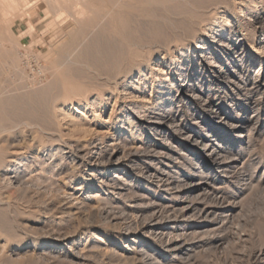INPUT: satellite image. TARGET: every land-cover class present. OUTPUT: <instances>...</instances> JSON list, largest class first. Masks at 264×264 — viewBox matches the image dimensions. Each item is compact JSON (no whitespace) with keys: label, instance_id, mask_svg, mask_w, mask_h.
<instances>
[{"label":"rangeland","instance_id":"1","mask_svg":"<svg viewBox=\"0 0 264 264\" xmlns=\"http://www.w3.org/2000/svg\"><path fill=\"white\" fill-rule=\"evenodd\" d=\"M205 1L0 0V264H264V0ZM103 33L123 44L109 81L91 59ZM182 79L198 98L179 102ZM178 108L199 142L141 129ZM211 138L231 176L203 149ZM155 142L162 159L111 165ZM151 162L175 187L143 179ZM202 179L208 192L186 187ZM191 202L222 208L203 227L148 226Z\"/></svg>","mask_w":264,"mask_h":264},{"label":"bare ground","instance_id":"2","mask_svg":"<svg viewBox=\"0 0 264 264\" xmlns=\"http://www.w3.org/2000/svg\"><path fill=\"white\" fill-rule=\"evenodd\" d=\"M208 2V0H206ZM205 1V2H206ZM203 2V1H201ZM210 2V1H209ZM223 0L222 1H219L218 0V4L220 3V5H223ZM216 3V2H215ZM226 3V2H224ZM213 4V3H212ZM210 4V5H212ZM217 4V3H216ZM217 4V5H218ZM207 6H210L206 3ZM174 6V5H173ZM214 7V6H213ZM206 10V8H205ZM182 12V11H181ZM210 13V12H209ZM207 14V13H206ZM83 16V15H82ZM133 19V18H132ZM146 20V19H145ZM124 22V21H123ZM145 22V21H144ZM143 22V23H144ZM142 23V22H141ZM158 24V23H157ZM127 25V24H125ZM120 26V25H119ZM116 27V26H114ZM140 27V26H139ZM260 26H258V24H254L253 27L251 28V31L254 33L255 35V32L257 31V29H259ZM118 28V27H117ZM137 28V27H135ZM146 28V27H145ZM151 28V27H150ZM140 28H137V31L140 32L139 30ZM118 30V29H117ZM135 30V29H134ZM147 30V29H146ZM141 32H143L141 30ZM158 32V31H157ZM119 33V32H118ZM121 33V32H120ZM119 33V34H120ZM115 34V33H114ZM97 38V53L91 58L93 62H97L98 65L100 66V68H102V74L106 75L108 78V81L110 80V78H114L116 76H114V72H112L113 68L114 67H118V65H120V63L122 62V49H121V44H119L116 39L113 40L106 37L104 35V33L102 34V36L100 38L96 37ZM120 39V38H119ZM255 40V39H254ZM261 42L264 43V37H261ZM122 42V41H121ZM95 43V42H94ZM222 43V41H221ZM95 45V44H94ZM131 45V44H130ZM133 45V44H132ZM199 48L203 49L204 51H207L209 49H212L211 45L205 40V39H199V45H198ZM129 50V48H128ZM95 52V51H94ZM132 52V51H131ZM128 53V52H126ZM125 53V54H126ZM131 55V54H130ZM136 55V54H135ZM134 55V56H135ZM137 55H139L137 53ZM205 56V55H204ZM207 56V62H209L211 65H214L215 69H213V72H214V76L213 78L211 77V79H220L222 77V72L224 71L223 69V66L220 65L219 63H215L213 64L215 61V56H212V55H206ZM205 56V57H206ZM128 57V56H127ZM132 57V56H131ZM137 57H140L137 56ZM109 58H112V59H109ZM130 58V57H128ZM127 58V59H128ZM135 58V57H134ZM212 58V59H211ZM124 59V58H123ZM126 59V58H125ZM133 59V58H132ZM137 59V58H136ZM135 59V60H136ZM139 60V59H138ZM130 61V59H129ZM124 62V61H123ZM122 62V63H123ZM220 62V61H219ZM133 63V62H132ZM135 63V61H134ZM145 64V63H144ZM124 65V64H123ZM122 65V66H123ZM121 66V65H120ZM119 66V67H120ZM137 66V65H136ZM132 67V66H131ZM122 68V67H121ZM119 69V68H117ZM116 70V68H115ZM97 71V70H96ZM114 71V70H113ZM120 71V70H119ZM118 72V71H117ZM117 72H115V74H117ZM126 72V70H125ZM101 75V73H100ZM120 76V74H119ZM122 76V75H121ZM125 77V75H123ZM90 77V76H89ZM94 77V76H93ZM105 77V76H104ZM95 80V79H94ZM112 81V80H111ZM110 81V82H111ZM231 81V80H230ZM113 82V81H112ZM114 82L117 83V81L115 80ZM189 82V81H188ZM186 79H182L181 82L179 83L178 85V90L180 91L181 95L179 97V102H182L184 101L185 99L187 100V102L190 101V98L188 97H194L195 99L198 98L199 94L196 93L198 92V89H196V87H194L192 84L188 83ZM201 82V81H200ZM122 83V82H121ZM110 84V83H109ZM120 84V83H119ZM200 84V83H199ZM111 85V84H110ZM103 86V85H102ZM202 86V85H201ZM94 87V86H92ZM100 87V86H99ZM104 87H106V85H104ZM223 87V86H222ZM35 93V92H34ZM32 94V93H31ZM43 94V93H42ZM101 95V94H100ZM98 96V95H97ZM37 97V96H36ZM35 97V98H36ZM44 98V97H43ZM221 103L222 102H214V100L210 99V98H205L204 99V102L202 103L203 106L205 105V108H209V110L211 112H214L217 114V112H219V110H221ZM180 107V106H179ZM17 109V108H16ZM77 109V108H76ZM49 110V108H48ZM172 111V110H170ZM174 112H176V114L172 113L171 114H167V113H162V112H159L157 113V115H153V116H150V117H146L145 115L146 114H143V116L140 118L141 119V122H140V126H141V129L143 128V131L146 132V133H151V132H154V131H158V132H165V134H170V133H175V134H180L181 136L184 135L183 137L186 138L187 140L189 141H192V140H196L197 142H199L200 139H196L198 138L196 135V132H194L193 129H190L189 127H186L184 125V123L182 122L184 120L183 116L180 118V120L178 121L176 119V117L178 116V114L180 113V108L176 109ZM191 112V111H190ZM224 112V111H223ZM135 113V112H134ZM225 113V117L224 119L228 120L229 117H230V114L228 112H224ZM193 114H196L193 113ZM10 115V114H9ZM152 115V114H151ZM35 117V116H34ZM19 118V117H18ZM225 120V121H226ZM32 121V120H31ZM35 121V120H34ZM234 126V125H233ZM236 127V126H234ZM241 125L238 126V128H240ZM242 128V127H241ZM2 129V128H1ZM50 129V128H49ZM48 129V130H49ZM199 135V134H198ZM237 135H240L242 136L243 134H237ZM161 137V136H160ZM167 138V137H166ZM176 138V137H175ZM195 138V139H194ZM220 140H222V138H211V142L207 143L206 144V147L203 148L204 150H209V152L207 153V155L209 156L210 160L212 161V164L219 168V170L221 172H223V176H229L230 172H232L230 170V167H236V162L234 161L233 158H222V155H221V151L218 147H220ZM196 142V143H197ZM168 143V142H167ZM152 146V147H151ZM150 146V152H147V153H139L138 151H135L127 156H123V157H120L118 158L117 160H115V162H112V166L115 168V170H122L123 169V166H127L129 167V169H132V170H136L138 165L137 164V161H140V159L142 158L143 160H149V161H154L156 158H154L155 156L158 157V159H162L161 155H160V158H159V154L158 153H161V151L157 150L160 146V142H155L153 144H151ZM149 147V146H148ZM164 147V146H163ZM170 147V146H169ZM209 147H212V149L210 150ZM172 148V147H171ZM112 152L110 153V155H113V153L116 151L115 149H112L111 150ZM98 152V151H97ZM165 153V152H164ZM163 154V153H162ZM168 154V153H167ZM169 155V154H168ZM199 155V154H198ZM170 156V155H169ZM164 157V156H163ZM206 158V157H205ZM208 158V159H209ZM236 159V158H235ZM21 159H16L15 160V163L16 164H20ZM109 160H110V157H109ZM147 160V162H148ZM13 162V161H12ZM208 162V161H207ZM142 163V162H141ZM109 165V164H108ZM152 162L148 165V166H145L142 171H141V176L143 177L144 180H148V181H154L156 178L159 179V185H161L163 187V189H166L168 190L170 188V186H173L174 183H175V178H173V176L170 175V173H168V178L165 179L166 176H164V174H161L162 170H154L152 168ZM211 165V164H210ZM15 166V165H14ZM141 167V166H140ZM154 167V166H153ZM12 165H8L7 168L4 170V173L5 175L6 174H9L10 171L12 170ZM241 171V170H240ZM164 173V172H162ZM196 173V172H195ZM236 173V172H235ZM118 176V175H117ZM120 176V175H119ZM231 176V175H230ZM122 177V176H120ZM189 176H187L186 178H188ZM12 179H17L18 178V175H14L13 177H11ZM185 178V179H186ZM158 181V180H157ZM189 182V181H188ZM13 183V182H12ZM209 181L208 180H205V179H202V180H198V181H194V182H189L188 186H186L187 188L188 187H196L198 188L199 190H203V193L205 191L208 190L209 188ZM184 186V185H183ZM161 187V188H162ZM175 187V186H173ZM172 187V188H173ZM170 190V189H169ZM9 192V191H8ZM208 192V191H207ZM1 194V193H0ZM202 195V194H201ZM179 197V196H178ZM183 207V206H182ZM222 208V207H221ZM220 208V209H221ZM220 209H212L210 206H205L203 208H200L197 203L195 202H191V203H188L186 205H184L183 209H181L182 213H183V217L182 219L178 216H175L174 218H171L169 220V222H165L164 224H160L158 222H155V223H150L148 224V226L151 225V227L153 228L152 230H155L157 229L156 231L160 230L159 233L161 234H165L166 233V230L170 227H175V226H172V223L174 222L175 223H178L179 221L183 220L185 221V225H187L188 227H203V225H207L209 224L210 220L209 217L212 215V214H218V210ZM180 211V210H179ZM224 211V210H223ZM8 215V214H7ZM226 216V215H225ZM204 219L203 221L206 223V224H203L202 220L200 219ZM173 224V225H174ZM155 228V229H154ZM10 233V232H8ZM180 236V235H179ZM136 239V238H134ZM179 247V246H178ZM144 251H146V253H148L147 250L143 249Z\"/></svg>","mask_w":264,"mask_h":264},{"label":"crops","instance_id":"3","mask_svg":"<svg viewBox=\"0 0 264 264\" xmlns=\"http://www.w3.org/2000/svg\"><path fill=\"white\" fill-rule=\"evenodd\" d=\"M33 29H35V26L33 25Z\"/></svg>","mask_w":264,"mask_h":264}]
</instances>
